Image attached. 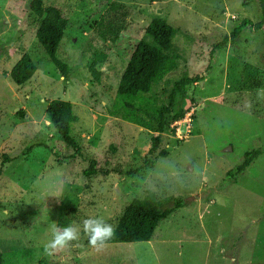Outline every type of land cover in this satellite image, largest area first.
Masks as SVG:
<instances>
[{
  "label": "rangeland",
  "instance_id": "rangeland-1",
  "mask_svg": "<svg viewBox=\"0 0 264 264\" xmlns=\"http://www.w3.org/2000/svg\"><path fill=\"white\" fill-rule=\"evenodd\" d=\"M29 1L0 0V165L7 158L0 175V250L22 251L7 262L264 264V153L235 182L225 181L245 152L264 148V29H244L211 55L242 19L261 20L258 1L44 0L69 20L57 53L68 64L67 78L36 40L38 19ZM154 18L176 31L177 68L139 106L171 109L168 130L150 153L157 133L125 121L114 103L130 53ZM99 54L107 58L96 66V82L89 66ZM25 57L31 77L17 86L9 74ZM244 63L259 68L258 88L242 83ZM178 83L186 91L170 101ZM57 98L76 118L68 139L46 115L47 102ZM192 107L193 134L178 142L172 117ZM91 160L109 174L85 177ZM149 192L190 201L159 224L151 241L97 252L81 232V247L45 255L55 227L82 228L84 219L97 216L115 227L122 210Z\"/></svg>",
  "mask_w": 264,
  "mask_h": 264
},
{
  "label": "trees",
  "instance_id": "trees-1",
  "mask_svg": "<svg viewBox=\"0 0 264 264\" xmlns=\"http://www.w3.org/2000/svg\"><path fill=\"white\" fill-rule=\"evenodd\" d=\"M44 0H30L29 10L38 19L35 37L41 45L50 62L57 68L62 77L69 75L68 64L57 56L60 43L65 29L69 26V20L62 12L54 6H44ZM261 11V20L253 23L248 18H244L234 27L230 36L224 37L212 50L211 55L221 50L229 40L236 39L244 29L260 30L264 29L263 0H257ZM176 31L162 18H154L148 24L144 32V38L140 40L130 53L128 62L118 81L116 90V101L114 106L122 109L123 119L130 123L137 124L157 133L151 139L150 153L158 149L162 134L168 130L166 126V116L171 113L170 106L160 110L151 111L139 107L143 104L145 95L149 94L154 86L161 83L168 75L177 68V57L173 54V40ZM105 54H99L91 61L89 71L92 77L99 82L101 73L96 69L97 64L106 61ZM32 64L28 58L21 59L10 71L9 77L13 84L22 86L31 77ZM212 66L209 64L206 73H209ZM259 68L244 63L242 67V83L251 88H258ZM189 80L186 81L188 86ZM182 83L175 85L170 101H173L176 92L182 96L186 91V86ZM181 87V88H180ZM141 111L149 119L144 121L134 113ZM188 110V109H187ZM187 110L176 109L173 119H181ZM46 115L48 121L53 125L57 134L62 139H68L72 124L76 118L71 116L69 103L61 99H52L47 102ZM21 116H23L21 114ZM73 121V122H72ZM178 141V140H177ZM180 142V141H178ZM264 153V148L253 149L245 152L244 160L226 172L225 181L233 183L245 173L246 169ZM7 161L5 158L0 165V175L2 165ZM140 172L139 169L136 170ZM109 171L97 167L96 161L91 160L89 167L83 171L85 177L96 175L107 176ZM190 201L180 196H169L163 199L156 198L154 193H147L143 198H134L120 213L115 226V234L108 244L149 242L158 228L159 224L172 215L175 211L183 208ZM85 246L88 244L86 236ZM22 251L2 252L0 250V264H11L8 258L17 257Z\"/></svg>",
  "mask_w": 264,
  "mask_h": 264
},
{
  "label": "clouds",
  "instance_id": "clouds-1",
  "mask_svg": "<svg viewBox=\"0 0 264 264\" xmlns=\"http://www.w3.org/2000/svg\"><path fill=\"white\" fill-rule=\"evenodd\" d=\"M53 197H56L55 194ZM81 232L87 236L88 244L100 252L108 247L115 234V227L100 216L84 219L82 228L76 224L55 227L52 238L44 245L45 255L52 256L72 247H81Z\"/></svg>",
  "mask_w": 264,
  "mask_h": 264
},
{
  "label": "built area",
  "instance_id": "built-area-1",
  "mask_svg": "<svg viewBox=\"0 0 264 264\" xmlns=\"http://www.w3.org/2000/svg\"><path fill=\"white\" fill-rule=\"evenodd\" d=\"M193 109V107L189 109L181 119L173 121L174 123L171 125L172 133L178 141L187 140L193 134L192 127L195 118L193 116Z\"/></svg>",
  "mask_w": 264,
  "mask_h": 264
},
{
  "label": "crops",
  "instance_id": "crops-1",
  "mask_svg": "<svg viewBox=\"0 0 264 264\" xmlns=\"http://www.w3.org/2000/svg\"><path fill=\"white\" fill-rule=\"evenodd\" d=\"M248 10H249V11H252V9H250V8H248ZM249 11H248V13H250ZM221 12H222V11H221ZM251 13H252V12H251ZM223 14H225V12H223ZM251 21H252V20H251ZM253 23H254V22H253Z\"/></svg>",
  "mask_w": 264,
  "mask_h": 264
},
{
  "label": "water",
  "instance_id": "water-1",
  "mask_svg": "<svg viewBox=\"0 0 264 264\" xmlns=\"http://www.w3.org/2000/svg\"><path fill=\"white\" fill-rule=\"evenodd\" d=\"M263 16H264V0H263Z\"/></svg>",
  "mask_w": 264,
  "mask_h": 264
}]
</instances>
